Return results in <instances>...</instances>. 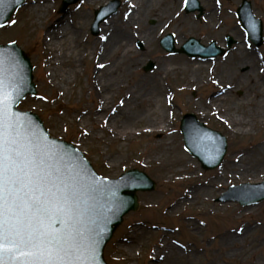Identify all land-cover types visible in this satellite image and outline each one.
Returning a JSON list of instances; mask_svg holds the SVG:
<instances>
[{
	"label": "rangeland",
	"instance_id": "374dc122",
	"mask_svg": "<svg viewBox=\"0 0 264 264\" xmlns=\"http://www.w3.org/2000/svg\"><path fill=\"white\" fill-rule=\"evenodd\" d=\"M109 1L111 0H102L95 5H89L84 0H78L61 11L62 0H49L50 9L45 12L37 25L31 27V18L27 14L28 10L25 9L28 0H25L0 29V44L16 42L28 55L33 66L36 93L27 95L19 108L37 114L51 136L77 146L100 175L117 178L127 170L138 169L154 184V187L148 191L137 192L138 209L128 211L124 215L121 224L115 229L104 248L105 260L108 264H166L168 261L171 263L169 256L172 248H175L179 251V255L174 254L177 259L176 264H264V200L245 206L231 201V197L218 201L219 196L231 185L246 183L254 185L264 181V172L262 174L264 124L257 127V124L254 126L250 123L251 109L259 100L260 92L264 96V69L260 72L262 66L258 65V61L254 68L257 73L252 77L256 82L257 75L263 79V83L258 90L256 88L250 91L253 85L251 77L245 75L241 78L249 67L239 69L236 65L238 52L244 51L246 57H252L249 54L251 51L245 47V35L234 14L242 0H197L203 8L201 17L196 11L186 13L183 9L181 15L173 17L169 28L165 25L163 30L158 28V35L153 43L147 46L142 43V47L137 44L141 77L151 74L154 67L166 72V77L159 84L160 87L156 88L158 92L168 93L170 107L166 108L162 105V110L166 114L167 130H163L161 126L159 130L150 131L142 136L135 135L120 143L101 144L90 139L89 143L85 144L81 141V136H84L81 130L69 120L66 121V125H63L62 121L63 116L69 118L71 107L83 106L91 109L95 105L94 98L89 92L80 95L79 90L81 85H85L86 77L102 67V64H98V68L95 63L93 64L90 49L95 40L102 41L100 26L104 22L100 24L99 32L95 36L90 28L94 11L99 10ZM117 1H119L118 10L112 16L122 17L127 11L125 0ZM246 1L250 3L254 15L262 21L264 37V0ZM179 4L182 5V0H160L161 13L165 12L167 16L161 18L159 23L154 16H151L145 20V23L152 26L157 23L159 26L163 25L166 19L172 16L175 10L177 11ZM61 18L65 21L68 19V22L78 30V43L81 47L76 52L80 55L77 75L75 77L70 75L69 85L64 89L66 92L69 91L59 99L58 88L53 89L48 84L47 75L41 65L44 53L40 41L44 26ZM179 23H182L183 27H173L174 24ZM169 32L173 33L176 48L182 43L177 44L175 37H182V42L188 37H193L205 45L214 41L216 45L224 47L226 35H230L235 40L234 43H237L231 45L232 50L225 57L207 60L210 64L213 63L209 69L213 76L216 75L220 83L226 82L219 86L211 79L208 83L206 79L210 75L209 70L196 68L197 62L187 61L186 64L183 59L188 56L183 53L175 54L176 59L172 60L174 65L169 64L171 61L164 62L163 55L174 57V54L164 51L158 41ZM257 51L264 68V39ZM84 52L86 55L81 58ZM252 52L255 53L254 50ZM151 62L153 68L144 69ZM194 70L197 72L196 75H191ZM234 75L236 77L234 81L229 79ZM189 77H194V82ZM129 81L130 77L115 76L111 82H122L130 91L134 83L131 84ZM70 92L74 94L73 97H70ZM216 92L221 94L212 96V93ZM221 96L225 99L223 100ZM114 99L115 96L109 100L112 101L111 103L107 100L108 103L105 105L114 104ZM162 102L161 98L160 102H154L158 111ZM213 109L217 110L213 111ZM148 111L131 109L129 113H132L135 122L130 123V130L137 131L143 127L155 130L161 125L158 121L152 124L145 123L146 121L137 123V120L146 117ZM98 112L99 110L95 113ZM84 113L86 111L80 113V116ZM187 115L194 116L200 123L226 136L227 153L217 169L204 171L198 161L184 149L179 125L182 118ZM219 117L230 119L237 124L236 126L238 120H244L245 126L240 127L244 131L241 134L230 133ZM109 124L111 125L110 122ZM115 124L116 122L111 126L115 128ZM86 129L91 133L90 124ZM95 133L97 136H103V132L98 127ZM142 145L146 147L142 148ZM165 145L169 146V149L161 150ZM144 149L154 150V155L144 154ZM181 157L188 160L187 170H184L183 174L173 171ZM246 230L248 233H244ZM229 235L238 238L235 247H230Z\"/></svg>",
	"mask_w": 264,
	"mask_h": 264
},
{
	"label": "bare ground",
	"instance_id": "6f19581e",
	"mask_svg": "<svg viewBox=\"0 0 264 264\" xmlns=\"http://www.w3.org/2000/svg\"><path fill=\"white\" fill-rule=\"evenodd\" d=\"M48 1L49 0H28V2H26L27 7L25 9L26 11L28 10L27 14L31 18V27L37 25L38 21L44 17L45 12L50 9ZM101 1L102 0H84V2L89 5H95ZM183 1L184 0H182V5H184ZM124 3L127 8L126 13L123 14L122 17L117 15L116 17L112 16L110 19H107L100 26L102 41L95 40L94 45L90 49V54H92L91 60L93 61V64L95 63L97 68L98 64H102V67H99L100 69H97V71L94 70L90 76L86 77L85 85L80 86L81 89L79 90V94L81 95L85 92H89V94L94 98L95 105L91 109H87L83 106H80L79 108L71 107L70 115H68L70 119L67 118V116H63V125H66V121L69 120L72 125L77 126L84 134V136H81V141L85 144L87 142L89 143L90 139L98 141V143L101 144L120 143V141L131 139L135 135L142 136L150 131H156L157 129L159 130V127L161 126L163 130H167V124L165 123L167 121L166 114L162 110V105L166 108L170 107L168 93H165L164 91L158 92L156 88L160 87L159 84H161L163 79L166 77V72H164L162 69L154 67V69L151 71V74L141 77V74L139 73V66L141 65V62L138 61L139 52L136 49V46L139 43H143L145 46H147V44L153 43L157 38L159 29L163 30L164 25L166 28H169V26H171L170 23L172 22L173 17H178L181 15L184 7L179 4L177 11L175 10L173 12L174 15L172 14V16L166 19L163 25L159 26L158 23L160 22L161 18L167 16L165 12L161 13L159 5L160 0H125ZM151 16H154V19L158 22L156 25L152 26L148 23H145V20ZM45 22L47 23V21ZM174 22H176V20ZM174 26L183 27L182 23L174 24L173 27ZM239 27L242 29L240 25ZM77 31L78 30L71 24V22H68V19L65 21L64 18H61L56 22H50L44 26L43 35L40 41V45L44 53V58L41 65L47 75L46 80L48 81V84L53 89L58 88L57 93L59 99H61V97L63 98L69 91L68 90L66 92L64 89H67V86L69 85V80L71 78L70 75L75 77L78 72L77 67L80 64V55H77L76 52L79 47H81V44L78 43L79 33ZM181 38L182 37H175L177 44L182 43ZM245 47L251 51L249 54L252 57H246L244 55V51L238 52V61L236 62V65L239 67V69L245 66L249 67L247 71L242 74L241 78L245 77V75H249L253 81L250 91L256 88L258 90V87L262 86L263 79L256 75L255 82V79L252 76L255 75L254 73H257L254 70L256 63L259 61L258 65L262 67L263 65L259 60V53L252 52V44L247 37L245 40ZM85 55V52L83 55L81 54V58H84ZM163 56L165 58L164 62L171 61L169 63L171 64L172 60L176 59L175 56L177 55H174V57L165 55ZM225 56L226 55H224V57ZM102 59L104 60L102 61ZM183 61L186 62V64L188 62H197L195 67L198 69H206V71H208L211 68L210 66L213 64H210L207 60L201 59L199 57H186V59H183ZM174 64L175 63H172V65ZM262 67H260V72H262L264 69ZM196 70L192 71L191 75H196ZM209 74L210 75L207 76L206 79L208 83L211 79L215 85L219 84V86L221 83L226 82L224 81L220 83L216 75L213 76L212 71L210 70ZM115 76L117 78L119 76L123 78L130 77L129 83H134V86H132L129 91L124 87L122 82L112 83V78ZM189 78L194 82V77ZM235 78L236 77L234 75L229 79L234 81ZM119 92L121 94H119ZM69 95L70 97L74 96L72 92H70ZM114 96L115 103L106 106L105 104L108 103L109 100ZM160 98L163 102L162 104L160 103L158 111L154 102H160ZM222 98L223 100L225 99V97ZM54 100L56 99L54 98ZM263 100L264 96H262L260 92L259 100H257L256 105L251 109L252 117L250 123L254 126L257 124V127H259L261 124H264ZM111 102L112 101L109 103ZM98 107L100 109H98ZM131 109L144 112L149 110L146 117L137 120V123L141 124L146 121L145 123L152 124L158 121V123L161 125L156 127L155 130L154 128L149 129L146 127L138 129L137 131L130 130V123L135 122L133 120L132 113H129ZM92 110L95 111L92 112ZM97 110H99V112L95 113ZM214 110L217 109H213V111ZM85 111L86 113L80 116V113ZM102 111L104 113H100ZM219 118L222 119L221 121L225 124V127L228 129L227 131L230 133L241 134L244 131V129H240V127L245 126L246 122L244 120L239 121L237 119L238 126H236L237 124L233 123L230 119H225L223 117ZM108 121L111 123V125H114V122H116L117 125L115 124V128H113ZM89 124L91 126V133L86 129V126ZM97 127L101 129L103 136H97L95 133ZM117 127H119V129ZM143 147L146 146L142 145V148ZM153 149L155 150L156 148ZM168 149L169 146L165 145L161 150L166 151ZM154 150L144 149L143 153L154 155ZM181 158L182 159L179 160L177 166H175L173 169L175 173L180 172L181 174L182 172L183 174L184 170H187L186 166L188 164V160H186L185 157ZM262 167L263 165L261 168ZM263 172L264 171L262 170V174ZM246 232L248 233V230H246L244 233ZM226 236L227 234L224 235V237ZM228 239L230 247H235L238 244V238L236 236L229 235ZM225 245L227 246V243H225ZM172 249V253L169 256L172 261L171 263L168 261L166 264H176L177 259L175 258L174 254L179 255V251L175 248Z\"/></svg>",
	"mask_w": 264,
	"mask_h": 264
},
{
	"label": "snow or ice",
	"instance_id": "6c2138e0",
	"mask_svg": "<svg viewBox=\"0 0 264 264\" xmlns=\"http://www.w3.org/2000/svg\"><path fill=\"white\" fill-rule=\"evenodd\" d=\"M15 3L0 0V17ZM17 67L15 55L0 50V264H95V177L88 181L12 111L23 83Z\"/></svg>",
	"mask_w": 264,
	"mask_h": 264
},
{
	"label": "water",
	"instance_id": "95a60500",
	"mask_svg": "<svg viewBox=\"0 0 264 264\" xmlns=\"http://www.w3.org/2000/svg\"><path fill=\"white\" fill-rule=\"evenodd\" d=\"M24 0H16V3L11 5L6 15L0 17V26H2L6 20L10 17L11 13L22 5ZM192 44L193 42L190 41ZM0 50L5 53H13L15 60L18 62V67L14 69L20 77H22L23 83L18 86L22 88L20 97L12 104V111L20 114L19 119L24 122H30L41 137L46 139V143L54 147L58 152L65 154L67 158L73 163L77 171L83 172L88 181H91L95 177V183L97 190L91 194V198L88 200L89 206L94 209L91 219L99 224L102 229L101 236L99 237V244L97 245L95 264H105L102 251L105 243L111 237L114 228L121 222L122 215L130 210H135L138 207L137 196L135 192L137 190H150L153 188V182L143 173L135 170L129 171L122 175L119 179L110 180L100 178L92 169L90 164L86 161L83 155L77 151L72 145L50 139L42 126L40 119L30 112H23L16 109L17 103L27 93H34V84L32 83V67L29 62V58L24 52L16 46L14 43L8 45H0ZM18 84V82H14ZM9 93L12 92V88H8ZM185 142L187 148L198 157L204 167H215L218 165L225 151V144L217 145L210 142L204 145L199 131L184 132ZM192 144V146H190ZM207 147H213L215 150V156L212 161L207 162L205 158L207 153ZM252 188V189H250ZM255 189V190H254ZM247 192L248 194L241 195V193ZM241 192L239 187L232 191L229 197L233 199H239L241 203L255 202L264 198V183L255 186H248L247 190ZM20 256L19 253L16 254Z\"/></svg>",
	"mask_w": 264,
	"mask_h": 264
}]
</instances>
